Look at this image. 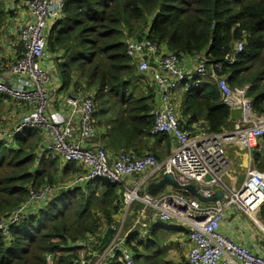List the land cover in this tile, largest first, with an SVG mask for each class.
<instances>
[{"label":"trees","instance_id":"obj_1","mask_svg":"<svg viewBox=\"0 0 264 264\" xmlns=\"http://www.w3.org/2000/svg\"><path fill=\"white\" fill-rule=\"evenodd\" d=\"M5 15L0 1V26ZM63 15L46 38V50L55 56L59 92L92 97L96 142L110 155L151 153L160 162L171 152L170 136L150 134L155 88L145 86L126 55L125 37L150 41L180 59L203 54L208 67L221 64L210 72L230 88L248 86L252 111L264 116V0H66ZM241 41L243 51L236 54ZM227 55L232 63L224 62ZM178 118L183 128L197 125L210 134L234 126L209 77L189 82ZM42 139L39 131L28 130L0 141V221L26 203L31 192L52 188V195L34 203L8 236L0 235V264H47L48 255L53 264H94L116 235L123 188L104 179L74 185L83 170L74 163L60 165ZM161 144L165 152L157 154ZM263 146L264 136L252 153L261 173ZM260 211L264 219V206ZM130 223L127 217L124 229ZM174 225L156 224L145 237L141 231L131 233L124 246L134 263L172 264L163 242L178 232ZM104 264L124 263L115 251Z\"/></svg>","mask_w":264,"mask_h":264},{"label":"built area","instance_id":"obj_2","mask_svg":"<svg viewBox=\"0 0 264 264\" xmlns=\"http://www.w3.org/2000/svg\"><path fill=\"white\" fill-rule=\"evenodd\" d=\"M65 3L66 0L21 2L29 21L18 31L22 46L20 57L9 65L15 80L5 83L0 78V96L24 105L27 112L11 132H0V141L11 139L23 131H39L47 152L58 155L65 164L74 163L83 170V174L75 178L74 185L104 179L112 185L122 186L123 210L116 235L94 264H104L115 251L119 252L120 261L124 264H135L124 246L128 236L141 231V237H145L150 227L172 223L188 233L190 247L185 264H264V245L261 246L262 251H254L220 232L228 209L236 208L257 226L260 208L264 206V173L251 164L252 152L264 136V116L252 111L251 99L247 96L248 86L230 88L224 79L210 72L212 68H221V64L208 67L203 54L191 59L194 71L190 74L183 66L184 59L166 53L150 41L125 37L126 55L134 63L138 74L148 77L155 88L150 134L171 136L175 148L160 162L151 153L136 156L120 152L112 156L96 142L94 103L90 95H62V106L68 109L66 117L49 111L46 86L50 70L44 66L49 59L46 38L51 27L63 20ZM243 48L242 41L237 43L235 53L242 52ZM224 62L232 63V57L227 55ZM198 77L214 80L225 105L231 111L241 112L237 123L232 122V130L210 134L197 125L187 130L180 124L177 90L184 88L185 91L187 83ZM228 148L243 151L248 157L249 165L238 188H229L223 182L229 167L226 157ZM165 174H172L181 185H196L205 198L211 197L217 190L224 191L225 198L220 202L203 204L171 188L156 196L147 194L143 188L146 182L150 179L158 181ZM141 176L140 181L138 178ZM135 177L137 179L133 180ZM207 177L209 180H206ZM50 195V186L31 192L26 203L0 221V235L8 236L11 228L26 217L34 203ZM127 217L131 218V223L124 229ZM77 246L80 244L71 245V249ZM46 260L47 264H53L52 255H48ZM85 262L88 261H81L80 264Z\"/></svg>","mask_w":264,"mask_h":264},{"label":"crops","instance_id":"obj_3","mask_svg":"<svg viewBox=\"0 0 264 264\" xmlns=\"http://www.w3.org/2000/svg\"><path fill=\"white\" fill-rule=\"evenodd\" d=\"M0 1L6 13L2 25L0 26V78L5 83H13L15 77L11 74L9 70V65L13 63L18 57V55L22 52V46L18 40V31L29 21V15L21 6V0ZM49 27H51V25ZM47 53L49 54V59L44 62V66L50 70V80L48 85L46 86V89L48 92L49 100L53 103L52 105L50 104L49 111L52 114L56 113L57 116L66 117L68 109H65V107L62 106L60 100L63 93L59 92L61 83L55 71V56L50 54L48 51ZM183 66L185 67L188 73H193V60H191L190 58L184 59ZM181 93L182 91H180V94ZM26 112L27 108L24 105H19L17 102L12 101L11 99L0 96V124L8 126V132H11L14 129V127L18 124L20 117ZM240 116V113H234L232 120L230 119V121H235L237 123V121L239 120L238 118ZM170 139L172 141V152V150L175 148V142L172 137ZM161 145L163 147L159 148L160 154H162L161 152L164 149V144ZM261 151H264V146ZM46 155L48 154L46 153ZM245 156L246 154L237 150L236 148H228L226 150V157L229 163V167L226 176L223 178V182L229 188H238L240 186V184H238L237 177L235 176V174L237 173L236 171H240L241 169L243 170V172L245 170V172L243 173L244 175H242V180L240 182L242 183L248 166ZM53 157H56V159L60 161V165L65 164L58 155L53 154ZM238 174L241 173L238 172ZM142 178L143 177L141 176L138 178V180L141 181ZM136 179L137 177H135L133 180ZM153 182L157 181L154 179L148 180L143 188L146 189L147 186ZM243 217L244 216L242 215V213L237 211L236 208L228 209L220 226L221 234L231 240H234L251 248L254 251H262L263 249L260 246L261 239H257V237L254 235L253 228H255V225H252L249 221H247V218L243 219ZM175 229H177L178 232L170 238L171 243H173L176 238L184 236V233L182 231L183 229L180 226L176 225ZM254 230H256V232H262V230L264 231L263 227L262 230H260L258 227H256ZM259 237L260 235L258 236V238ZM185 238L187 252L190 247V244L187 235H185Z\"/></svg>","mask_w":264,"mask_h":264},{"label":"rangeland","instance_id":"obj_4","mask_svg":"<svg viewBox=\"0 0 264 264\" xmlns=\"http://www.w3.org/2000/svg\"><path fill=\"white\" fill-rule=\"evenodd\" d=\"M143 81H144L145 86H147V87H149V86L150 87H153V84L150 82V80L147 77L146 78L143 77ZM188 85H189V82L187 83V86ZM180 91H182L181 94H180ZM138 92H139V90H138ZM183 92H184V88H179L177 90V96L179 97V102H180V99L182 97ZM50 104L52 105L53 103L50 101ZM106 108H108L107 111H110V113L113 114V111L111 109H109V107H106ZM233 128H234V126H233ZM0 132H8V126H5L4 124H0ZM164 152H165V150L163 149L161 153H164ZM241 152H243V151H241ZM156 153L157 154H160L159 149H157ZM170 153L171 152H169V154ZM245 158H246L247 164L249 165V161H248L247 155L245 156ZM251 164H252V167L255 168L254 167L253 157H252V160H251ZM256 167L258 168V166H256ZM236 172L237 173L235 174V176L237 177L238 184H241L240 182L242 180V175H244L243 173L245 172V170L243 172V170L241 169L240 171L238 170ZM238 172H240L241 174H238ZM165 190H169V188H166ZM260 213H261V211L258 214L257 221H259L263 225V227H264V219H262ZM245 218L246 217H243V219H245ZM247 221H249V220L247 219ZM259 222H257V226L259 227L260 230H262V226L259 224ZM251 224L254 225L253 223H251ZM257 226H255V228ZM255 228H253L254 235L257 237V239H261L262 242L260 243V246H263L264 245V231L262 230V232H260V231L259 232H256V230H254ZM257 235L258 236L260 235V237L258 238ZM163 243H164V246L163 247H168V251H167L168 258L167 259L169 261H171L172 264H185V257L187 255V252H186L187 246H186L185 234H184L183 237L176 238L173 243L170 242V239H166ZM171 245H172V247H171ZM79 253H80V255H82L83 254V251H80ZM86 253H87L86 255L89 254V252H86Z\"/></svg>","mask_w":264,"mask_h":264},{"label":"water","instance_id":"obj_5","mask_svg":"<svg viewBox=\"0 0 264 264\" xmlns=\"http://www.w3.org/2000/svg\"><path fill=\"white\" fill-rule=\"evenodd\" d=\"M234 113H240L239 110L231 111L230 110V119L232 120ZM240 119V117L238 118ZM206 180H209L207 177ZM166 188H171L172 190H175L176 192L186 196L194 198L195 200L203 203V204H210V203H216L220 202L225 198V193L222 190H217L214 195H212L209 198L203 197L197 190L196 185L194 184H187V185H181L172 174H165L163 177L158 180L157 182L150 183L147 188L146 192L147 194L151 196H156L159 193L163 192Z\"/></svg>","mask_w":264,"mask_h":264},{"label":"bare ground","instance_id":"obj_6","mask_svg":"<svg viewBox=\"0 0 264 264\" xmlns=\"http://www.w3.org/2000/svg\"><path fill=\"white\" fill-rule=\"evenodd\" d=\"M257 222H259V221H257ZM259 224L263 227V225L259 222ZM263 229H264V227H263Z\"/></svg>","mask_w":264,"mask_h":264}]
</instances>
